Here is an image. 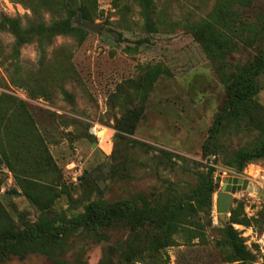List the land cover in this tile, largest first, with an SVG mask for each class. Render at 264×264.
Returning a JSON list of instances; mask_svg holds the SVG:
<instances>
[{
    "label": "rangeland",
    "instance_id": "1",
    "mask_svg": "<svg viewBox=\"0 0 264 264\" xmlns=\"http://www.w3.org/2000/svg\"><path fill=\"white\" fill-rule=\"evenodd\" d=\"M152 1L153 31L148 32L137 0H85L91 23L100 26L98 33L87 30L86 21L77 13L72 24L86 31L84 37H55L44 49L42 64L32 39L19 48L17 66H12L14 38L0 30V94L24 102L59 173L58 178L54 174L36 179L51 185L52 194H60L45 211L31 203L16 184L23 171L10 155L12 145L8 139L2 141L0 242L6 244L1 239L4 233L22 235L26 225L38 221L56 226L60 220L77 219L91 205L100 209L119 204V211L124 202L138 208L147 203L159 210L169 200L177 203L188 198L208 173L218 183L211 196V226L203 210L187 209L188 223L171 236L172 246L154 250L147 249V243L154 234L160 237L159 231L144 227L134 233L113 214L94 230L81 224L55 242L48 241V254L0 256V264H228L221 230L231 210L250 219L248 227L232 225L249 251L255 235L264 231V196L235 192L226 225L217 219L215 202V193L236 174L226 163L261 136L264 69L256 78L259 90L254 107L224 121L212 141L213 125L225 110L226 92L215 64L203 53L190 26L205 19L216 0ZM1 15L19 18L23 25L31 18L28 6L15 0H0ZM240 16L247 22L264 19V0H253ZM43 17L46 23L53 19L48 14ZM262 51L260 41L245 44L241 36L229 33L223 50L227 72L233 65L254 63ZM148 65H161L171 76H161L153 84L144 118L135 130L130 134L117 131L115 122L122 110L112 108L109 97L136 80ZM101 132L107 134L102 138ZM207 142L217 146L216 155L202 153ZM252 163L264 168V160ZM101 169L105 173L91 177ZM82 175L85 179L80 181ZM59 183L67 195L56 186ZM134 237L133 251L138 256L127 263L124 257ZM252 254L253 264H264L263 257Z\"/></svg>",
    "mask_w": 264,
    "mask_h": 264
},
{
    "label": "trees",
    "instance_id": "2",
    "mask_svg": "<svg viewBox=\"0 0 264 264\" xmlns=\"http://www.w3.org/2000/svg\"><path fill=\"white\" fill-rule=\"evenodd\" d=\"M28 6L31 18L24 25L19 18L0 16V30L7 31L14 38L11 58L15 60L12 66H17L19 48L25 43L35 39L42 64L45 47L57 36H71L82 39L86 34L81 28L74 27L72 19L77 13L86 22L92 18L85 0H15ZM140 14L144 21V27L148 32L153 31V16L155 14L152 0H137ZM253 0H216L211 13L203 20L190 26V32L200 44L207 59L215 64L221 82L225 87L226 104L224 113L217 118L212 129V138L219 131L224 121L235 119L238 115L246 114L254 107V96L258 93L257 76L264 69V19L259 17L255 22L244 21L241 11L251 7ZM44 14L57 19L46 23ZM259 25V28H258ZM232 33L245 44L253 45L254 41L263 43L262 54L254 63L245 65H233L231 72H227L225 52L228 35ZM139 75L127 85L120 86L118 92L109 97L112 108L116 106L122 110L120 118L115 122L117 131L130 134L141 119L144 118L145 103L151 92L153 84L161 76H171L169 70L161 65H148ZM13 84V81H10ZM21 85V84H19ZM41 91L45 90L40 87ZM63 93L68 96L64 91ZM44 95V93H43ZM34 97V96H31ZM261 136L251 148H243L234 153L226 165L239 174L248 163L264 160V119L260 128ZM8 139L13 149L10 155L23 171L22 177L17 178L16 184L22 190L26 198L37 205L41 211H45L52 205L60 194L57 191L52 194L53 187L48 183L43 184L39 179L43 176L58 178V169L54 166L50 154L47 152L44 140L37 131L31 115L23 101L9 94H0V151L3 152L2 141ZM202 153L214 156L217 154V146H211L209 142L203 145ZM6 157V155H5ZM9 167V163H7ZM60 179V178H59ZM85 179L84 175L79 180ZM64 190V184H58ZM218 188V183H213L209 173L204 177L201 185L192 191L188 198H180L177 203L169 200L165 208L154 210L146 203L138 208L135 203H121V208L116 211L119 204L110 205L107 208L87 207L86 211L77 219L60 220L53 226L48 221H38L35 225H26L22 235L4 233L0 242V256L7 257L11 254L24 257L28 253H49L46 246L48 241L55 242L66 230L74 226L84 225L93 228L111 219V215H117L124 223L130 226V230L137 233L139 228L152 227L160 232L161 236L152 235L147 243V249L159 250L171 245V236L179 227L188 223L186 211L197 212L203 210L208 218L207 224L211 226V196ZM233 224L248 227L250 219L241 215L236 210L230 211L228 224L221 230L223 244L228 248V256L225 262L228 264H253L254 255L246 249L239 233L232 228ZM54 230V233H53ZM137 237V236H136ZM136 237L129 244V252L125 254V261L132 262L138 255L133 251Z\"/></svg>",
    "mask_w": 264,
    "mask_h": 264
},
{
    "label": "water",
    "instance_id": "3",
    "mask_svg": "<svg viewBox=\"0 0 264 264\" xmlns=\"http://www.w3.org/2000/svg\"><path fill=\"white\" fill-rule=\"evenodd\" d=\"M87 30L94 33H98L100 26L95 23L86 22L84 26ZM101 173H105L103 169L92 172L91 177H95ZM243 179L240 177H228L221 187L220 191L215 193L216 196V213L219 223L226 225L228 209L232 201L233 195L235 192L239 191ZM99 188L102 189V186L99 185Z\"/></svg>",
    "mask_w": 264,
    "mask_h": 264
},
{
    "label": "built area",
    "instance_id": "4",
    "mask_svg": "<svg viewBox=\"0 0 264 264\" xmlns=\"http://www.w3.org/2000/svg\"><path fill=\"white\" fill-rule=\"evenodd\" d=\"M233 175L234 177L252 179L255 183L264 186V168L253 163L246 164L239 174ZM253 242V245H250V252L258 253L264 258V231L256 234ZM252 248L254 251H252Z\"/></svg>",
    "mask_w": 264,
    "mask_h": 264
},
{
    "label": "bare ground",
    "instance_id": "5",
    "mask_svg": "<svg viewBox=\"0 0 264 264\" xmlns=\"http://www.w3.org/2000/svg\"><path fill=\"white\" fill-rule=\"evenodd\" d=\"M101 134L103 138L107 134V132H101ZM242 179L243 183L241 184L240 189L239 191H237V193L245 192L255 196H264V186L255 183L252 179Z\"/></svg>",
    "mask_w": 264,
    "mask_h": 264
},
{
    "label": "flooded vegetation",
    "instance_id": "6",
    "mask_svg": "<svg viewBox=\"0 0 264 264\" xmlns=\"http://www.w3.org/2000/svg\"><path fill=\"white\" fill-rule=\"evenodd\" d=\"M102 175V173L101 174H99V175H97V176H101Z\"/></svg>",
    "mask_w": 264,
    "mask_h": 264
}]
</instances>
